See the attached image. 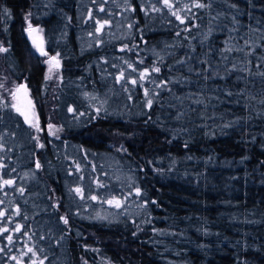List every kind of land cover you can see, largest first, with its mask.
Wrapping results in <instances>:
<instances>
[{
	"label": "trees",
	"instance_id": "obj_1",
	"mask_svg": "<svg viewBox=\"0 0 264 264\" xmlns=\"http://www.w3.org/2000/svg\"><path fill=\"white\" fill-rule=\"evenodd\" d=\"M169 3L0 0V264H264V0Z\"/></svg>",
	"mask_w": 264,
	"mask_h": 264
},
{
	"label": "rangeland",
	"instance_id": "obj_2",
	"mask_svg": "<svg viewBox=\"0 0 264 264\" xmlns=\"http://www.w3.org/2000/svg\"><path fill=\"white\" fill-rule=\"evenodd\" d=\"M34 29H36V31H34V39L32 41L29 40V42H30L31 47L33 48L34 52L42 57V61H43L44 67H45V79H46V77H48L46 79L47 83L49 85L53 86V85L56 84L57 79H59V73H60L61 64H60V61L57 58V56H49L48 54L47 55H42L41 54V49L43 50V52H45V50H44L43 35H42L41 29L39 27L36 26V27H34ZM25 36L27 37V33H25ZM34 41H35V43H34ZM51 57H55L56 60L59 61V65L58 66H52V70L50 71L49 70L50 69V66L55 64V62L53 61V62H51V65H50L49 61H50V58ZM28 92H29V90H28ZM29 95H30V92H29ZM30 98H31L32 103H33V115L30 118V120L34 124V123L37 122L36 113H35V105H34V101H33L32 97H31V95H30ZM13 105H17L18 107H20L19 104H18V102H17V100H16V98L14 99ZM13 108L16 110L15 107H13ZM20 109H21V107H20ZM16 112H17V110H16ZM76 188H80L81 189L80 186L79 187L77 186ZM75 189H74V193L76 195H78L79 197H81V195H82V189H81V194H77L76 191H75ZM105 191H106V193H104L103 191H101L100 194H98V193H92V194H90V197H89L90 200L88 202H85V207L87 209L92 208L93 207V204H95V203L98 204V202L100 201V199H105V201L107 203L106 207H104L102 205V207H104L103 209L105 211L106 210H111V209L112 210H114V209H122L127 204V198H123L122 199V197H121L119 199H111L110 198V195H109V192L107 190H105ZM93 196L96 197L95 200L92 199ZM110 201H111V203H110ZM117 202H119V207H117ZM18 262H19V260H17V263Z\"/></svg>",
	"mask_w": 264,
	"mask_h": 264
},
{
	"label": "snow or ice",
	"instance_id": "obj_3",
	"mask_svg": "<svg viewBox=\"0 0 264 264\" xmlns=\"http://www.w3.org/2000/svg\"><path fill=\"white\" fill-rule=\"evenodd\" d=\"M163 4H164L166 7H168L169 9L172 8V5L169 3V0H163ZM194 6H195V7H204L205 5L200 4V3H195ZM101 10H103V9H101ZM153 10H155V11H159V9L155 8L154 6H153ZM4 11H5V13H7V9H5ZM172 14H173L174 16H176V19H177V20H180L181 23H184V20L181 19V17H180L176 12H173ZM26 19H27V17H26ZM104 23H107V21H105ZM97 24H98V27H97L96 30H97V32H100L101 29L103 28V24H102L100 21H97ZM28 31L31 33L32 31H36V29H33L32 26H31V24H29ZM178 34H179V33H178ZM34 43H35V41H34ZM7 50H8V49H6V48L0 46V52H6ZM41 54H42V55H47V53L43 52L42 49H41ZM53 61L55 62V64H54V65H51V62H53ZM49 63H50V65H51V66H50V69H49L50 71L52 70V66H58V65H59V61L56 60L55 57H51ZM129 67H132V65H129ZM134 70H135V69H134ZM152 71H154V72H159L160 69H159V68H153ZM146 74H147V70H145L144 72H141V73H140V79H141V80L145 79ZM122 76H123V73H121V76H120V77H117V79H118V80L121 79ZM47 78H48V77H46V79H47ZM131 83L136 84V81H135V80H132ZM0 86H2V85H0ZM22 87H23V86H19L18 89H17V91H19V88H22ZM25 91H26V89H25ZM145 95L147 96V91L145 92ZM13 97H14V99L16 98V93H15V92L13 93ZM147 103H148L149 106H151L152 103H153V101H152L151 99H149V100L147 101ZM5 106H6V105H5ZM13 107L16 108L17 112H19L20 115L24 116V118H25V122H26V123H29L31 126L35 127V128L37 129V131H40V127H39V122H38V121H37L36 123L33 124L32 121L30 120L29 115H28L27 112L22 111V110L20 109V107H18L17 105H13ZM69 111L71 112V111H73V109L69 108ZM48 127H49V129L51 130V129L53 128V125L49 124ZM50 134H51V133H50ZM41 147H42V145H41ZM0 167H4V165H3V164H0ZM39 167H40V165H39V163H37V168H39ZM12 184H13V181H12L11 179L3 180V185L11 186ZM20 191L23 192V189H20ZM75 191H76L77 194H81V189H80V188H76ZM137 194H139V190H138V189H137ZM82 198H83V197H82ZM92 199L95 200L96 197L93 196ZM110 203H111V201H110ZM117 207H119V202H117ZM17 211H18V210H17ZM2 215H4V213L0 212V216H2ZM61 219L64 220L65 224L68 223V221H67L64 217H61ZM19 230H20V225H17L16 231H19ZM2 231H7V229H3ZM8 239L11 240V237H9ZM28 251H29V252H33V250H32L31 248H29ZM33 255H36V253L33 252ZM18 264H19V262H18ZM40 264H43V261H42V260L40 261Z\"/></svg>",
	"mask_w": 264,
	"mask_h": 264
},
{
	"label": "water",
	"instance_id": "obj_4",
	"mask_svg": "<svg viewBox=\"0 0 264 264\" xmlns=\"http://www.w3.org/2000/svg\"><path fill=\"white\" fill-rule=\"evenodd\" d=\"M32 28L34 29V27H32ZM26 33H27L28 40L32 41L34 39V31H32L30 33L28 31V28H27ZM19 86H23V87L19 88V91H17ZM25 89H26V91H25ZM14 92L16 93V100H17L19 106L21 107L22 111L27 112L29 115V118H31L33 115V103H32V100L30 98V95H29V92H28L26 85L24 83H20L18 86H16L13 93ZM23 119L25 121L24 116H23Z\"/></svg>",
	"mask_w": 264,
	"mask_h": 264
}]
</instances>
